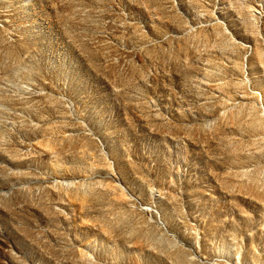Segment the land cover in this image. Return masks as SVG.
<instances>
[{
	"label": "rangeland",
	"instance_id": "rangeland-1",
	"mask_svg": "<svg viewBox=\"0 0 264 264\" xmlns=\"http://www.w3.org/2000/svg\"><path fill=\"white\" fill-rule=\"evenodd\" d=\"M0 264H264V0H0Z\"/></svg>",
	"mask_w": 264,
	"mask_h": 264
}]
</instances>
